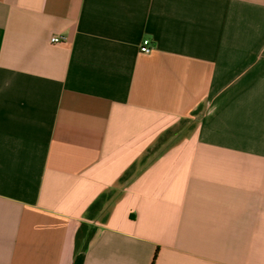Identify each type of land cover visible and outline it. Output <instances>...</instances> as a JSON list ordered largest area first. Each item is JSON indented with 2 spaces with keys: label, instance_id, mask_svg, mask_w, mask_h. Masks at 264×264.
Listing matches in <instances>:
<instances>
[{
  "label": "crops",
  "instance_id": "1",
  "mask_svg": "<svg viewBox=\"0 0 264 264\" xmlns=\"http://www.w3.org/2000/svg\"><path fill=\"white\" fill-rule=\"evenodd\" d=\"M155 252L264 264V0H0V264Z\"/></svg>",
  "mask_w": 264,
  "mask_h": 264
},
{
  "label": "built area",
  "instance_id": "2",
  "mask_svg": "<svg viewBox=\"0 0 264 264\" xmlns=\"http://www.w3.org/2000/svg\"><path fill=\"white\" fill-rule=\"evenodd\" d=\"M65 39V36L63 35H57L53 34L49 37V41L52 43H60ZM152 49V46L150 44V40L148 38H143L140 44V51L141 52H149Z\"/></svg>",
  "mask_w": 264,
  "mask_h": 264
},
{
  "label": "rangeland",
  "instance_id": "3",
  "mask_svg": "<svg viewBox=\"0 0 264 264\" xmlns=\"http://www.w3.org/2000/svg\"><path fill=\"white\" fill-rule=\"evenodd\" d=\"M209 105H207L206 103H202L200 105H198L193 111L192 113L188 116V118L191 120V121H195L196 119H200L206 112H207V109H208ZM196 114H198L199 116H197ZM199 118H197V117ZM83 243V242H82Z\"/></svg>",
  "mask_w": 264,
  "mask_h": 264
},
{
  "label": "trees",
  "instance_id": "4",
  "mask_svg": "<svg viewBox=\"0 0 264 264\" xmlns=\"http://www.w3.org/2000/svg\"><path fill=\"white\" fill-rule=\"evenodd\" d=\"M155 257H156V252L154 253V256H153V259H152V261H151V264H154V259H155Z\"/></svg>",
  "mask_w": 264,
  "mask_h": 264
}]
</instances>
